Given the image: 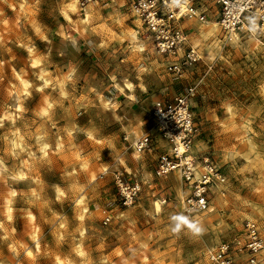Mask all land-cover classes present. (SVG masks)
Here are the masks:
<instances>
[{
	"label": "rangeland",
	"instance_id": "obj_1",
	"mask_svg": "<svg viewBox=\"0 0 264 264\" xmlns=\"http://www.w3.org/2000/svg\"><path fill=\"white\" fill-rule=\"evenodd\" d=\"M65 1L0 0V112L15 109L14 94L18 87L13 67L18 68L27 61L24 52L36 36L40 35L42 40L44 35L49 39L54 36L52 31L60 24L59 11ZM78 7V12H82L85 6L78 2ZM214 21L212 18L191 28L194 29L192 45L196 36L203 44L202 51L197 53L200 59L175 78L183 75L181 80L186 82L187 76L195 86L192 109L204 135L205 148L225 173L224 186L219 185L225 190L209 192L210 206L204 212L184 213L176 204V199L181 197L172 199L173 195H164L166 203H161L158 210L154 203L139 202V197L133 204L123 206L112 174L114 190L99 207L93 206L96 211L93 215L88 212L89 215L80 219L85 207L81 214L79 211L61 212V216L37 214L42 222V237L47 240L46 248L54 240L63 241L62 264H211L208 249L241 235L242 224L247 219L256 222L264 239V35H239L229 39L218 25L215 32L204 29L203 26ZM84 38H77L76 45L63 42L62 52L54 44L51 48L46 40L44 48L46 53L50 52L46 55L50 57L54 51L57 58L76 64L77 81L71 84L72 90L81 96L90 94L88 98L80 96L71 100V104L66 101V108L75 112L78 119L91 116L99 128L118 133L119 123L111 115L114 107L110 105L109 116L101 113L106 110L101 96L108 93L102 81L103 77L113 79L118 65L129 71L127 66L131 63H122L121 59L130 55L131 46L125 42L121 46L117 40L103 50L92 46L91 37L86 42ZM149 41L141 40V44L151 49ZM145 51L146 54L150 50ZM4 117L7 116L2 120ZM4 185L0 181L1 256L8 251L5 233L12 230L2 224L7 220L5 209L3 213L4 192H1ZM106 213L110 221L103 224ZM29 214L28 220L32 221ZM55 219L62 220L61 230L59 224L53 230ZM14 222L21 223L22 219L18 217ZM66 248L69 252L64 253ZM57 260L58 255H53L45 264H57ZM0 264H9V261L2 257Z\"/></svg>",
	"mask_w": 264,
	"mask_h": 264
},
{
	"label": "crops",
	"instance_id": "obj_2",
	"mask_svg": "<svg viewBox=\"0 0 264 264\" xmlns=\"http://www.w3.org/2000/svg\"><path fill=\"white\" fill-rule=\"evenodd\" d=\"M70 2L66 0L59 11L60 24L52 31L54 36L49 39L44 35L43 40L40 35L36 36L32 46L24 52L27 61L18 68L13 67L18 87L14 94L15 109L0 112V115L8 113L0 122V181L5 182L1 190L4 192L3 213L8 206L7 215L10 213L8 216L4 213L7 220L2 224L12 229L5 233L8 251L0 258L5 257L9 264H45L53 255H58L56 262L62 264L63 241L54 240V246L50 244L46 248L47 240L42 237V222L37 214L61 216V212L68 211L81 214L85 207L82 217H78L93 215L96 212L93 206L99 207L114 190V171L123 172L126 178L141 180L139 202L158 201L160 206L164 195H173L175 199L188 194L178 172L165 177L154 175L157 158L169 148L164 138L153 135L151 148L143 151H135L133 143L150 126L154 102L181 94L193 84L192 80L185 76L186 82L182 81L183 75L175 78L176 74L167 69V59L154 56L152 43L151 49L141 44V40H149L123 0H95L83 7L82 12H78V2L74 9L68 6ZM196 23H186L190 41L194 34L191 28ZM81 37H86L85 42L91 37L92 46L103 50L117 40L121 46L124 42L131 46L130 55L121 59L122 63H131L127 66L129 71L118 65L117 72L113 71L114 78L103 77L102 81L108 93L101 96L102 104H106V110L101 113L109 116L110 105L114 107L111 115L119 123L118 133L99 128L91 116L78 119L75 112L66 108L67 102L71 104V100L81 96L74 93L71 86L77 81L78 66L57 58L54 51L51 56L55 59H50L44 41L50 42L51 48L53 44L59 46L56 49L62 52L63 42L76 45L77 38ZM146 48L150 51L145 54ZM88 95L86 92L81 97L88 98ZM203 136L199 131L192 147L194 153L209 152ZM219 185L224 186L217 184L211 190H225ZM181 198L176 199V204L186 213ZM28 213L33 214L32 221L28 220ZM18 217L21 223L14 222ZM61 221H53V230L56 224L61 230ZM16 228L20 231L16 232ZM67 252L68 249H64V253Z\"/></svg>",
	"mask_w": 264,
	"mask_h": 264
},
{
	"label": "built area",
	"instance_id": "obj_3",
	"mask_svg": "<svg viewBox=\"0 0 264 264\" xmlns=\"http://www.w3.org/2000/svg\"><path fill=\"white\" fill-rule=\"evenodd\" d=\"M95 0H78L80 6ZM112 2L114 0H105ZM127 11L143 28L155 52L167 59V69L181 74L199 61L200 57L190 41L187 22L199 24L212 18L224 35H264V0H123ZM195 86L191 84L170 99L154 102L150 114V126L135 139L133 146L138 151L151 148V137L161 136L168 143V150L156 161L154 175L165 177L178 172L188 189L181 198L186 213L204 212L209 209L211 187L223 184L226 176L209 152L194 153L192 147L199 134L191 99ZM179 146L183 150H179ZM121 205L135 202L141 192L142 182L129 179L121 171L113 173ZM166 198L161 203H166ZM110 215L103 216V224ZM264 239L253 220H244L242 234L222 241L207 251L211 264H264Z\"/></svg>",
	"mask_w": 264,
	"mask_h": 264
},
{
	"label": "bare ground",
	"instance_id": "obj_4",
	"mask_svg": "<svg viewBox=\"0 0 264 264\" xmlns=\"http://www.w3.org/2000/svg\"><path fill=\"white\" fill-rule=\"evenodd\" d=\"M76 3H77V0H71V2L69 3L70 5H68L70 8H72V9H74L75 7H76ZM83 9V8H82ZM76 10V9H75ZM87 11H85V13H86ZM67 15V14H66ZM85 18V17H84ZM204 27V29L207 31V32H215L217 29H218V26H217V24L216 23H209V24H207V25H205V26H203ZM134 32V31H133ZM132 32V33H133ZM135 34V33H134ZM214 34H216V33H214ZM233 37H236V36H233ZM193 45H194V47H197V53L198 52H201L202 51V46H203V44H202V41H201V38L199 37V36H196V37H194L193 38ZM208 58V57H207ZM34 59V58H33ZM33 63H34V61H33ZM32 63V64H33ZM129 86V85H128ZM3 116H6V114L5 113H3L2 114V116L0 117V122H1V120H2V117ZM134 150L136 151L137 149H135L134 148ZM179 150L180 151H182L183 150V147L182 146H179ZM237 156V155H236ZM18 175H20V174H18ZM9 192L11 193L12 192V190H9ZM6 200L8 201V198H6ZM9 207V206H8ZM8 207H6V213H8L9 212V208ZM154 207H155V210H158L159 209V202L158 201H154ZM10 214V213H9ZM29 219L30 220H32V215L31 214H29Z\"/></svg>",
	"mask_w": 264,
	"mask_h": 264
}]
</instances>
